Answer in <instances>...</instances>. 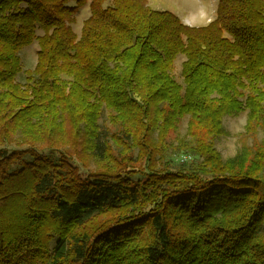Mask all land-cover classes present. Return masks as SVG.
<instances>
[{
    "label": "trees",
    "instance_id": "1",
    "mask_svg": "<svg viewBox=\"0 0 264 264\" xmlns=\"http://www.w3.org/2000/svg\"><path fill=\"white\" fill-rule=\"evenodd\" d=\"M243 109L252 144L225 161ZM260 132L264 0H219L200 28L148 0H0V264H264Z\"/></svg>",
    "mask_w": 264,
    "mask_h": 264
},
{
    "label": "rangeland",
    "instance_id": "2",
    "mask_svg": "<svg viewBox=\"0 0 264 264\" xmlns=\"http://www.w3.org/2000/svg\"><path fill=\"white\" fill-rule=\"evenodd\" d=\"M218 3L219 0H148V6L151 9L156 11L172 12L179 17L183 24L196 28L205 27L211 21L216 19ZM89 17L90 8L89 5H87L78 11L74 22L69 24V27L78 37L81 35L83 23ZM39 34L41 35L42 33L39 32ZM38 49V43H34L31 46L25 47L21 51L20 57L22 60L23 70H32L35 68ZM184 61V56H178L172 67L174 79L181 84L183 82L181 72L182 63ZM18 81L23 83L25 81V75L21 74L18 76ZM109 115L110 113L105 111L103 117L99 121V125L100 127L106 128L113 133L117 129L114 124H111ZM247 120L248 111L244 109L232 111L225 116L224 129L226 134L216 142V149L220 152L225 161L230 160L239 154L243 144H252L251 138H248L245 134ZM187 123L188 118H182L181 122H179L177 126L176 132L172 134L171 137H183L186 134ZM155 137H157V135H155L154 138ZM263 137V132H260L258 138L262 140ZM174 139L175 138H172V141L176 144ZM111 145L116 152L119 146H116V143L113 144L112 142ZM122 150L124 149L122 148ZM168 158V162L175 168H184L190 161H192V157L186 155L185 153H172ZM160 163L161 162H158V165H161ZM90 168L94 171L96 169L95 164H92Z\"/></svg>",
    "mask_w": 264,
    "mask_h": 264
}]
</instances>
